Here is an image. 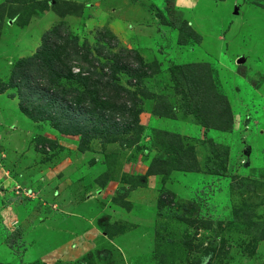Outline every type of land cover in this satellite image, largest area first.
<instances>
[{"label": "rangeland", "instance_id": "374dc122", "mask_svg": "<svg viewBox=\"0 0 264 264\" xmlns=\"http://www.w3.org/2000/svg\"><path fill=\"white\" fill-rule=\"evenodd\" d=\"M64 1L32 0L71 10L55 24L75 39L84 73L103 81L88 76L96 87L89 92L75 82L66 88L98 95L100 105L84 107L89 140L81 153L79 136L24 117L9 87L12 68L0 72V264H264V0H174L173 18L198 41L169 26L164 0ZM26 6L0 0L1 32L14 18L20 27L17 8ZM191 64L208 70V101L228 103L229 132L182 114L169 68ZM161 103L175 118L153 114ZM171 136L192 147L193 170L144 177L155 158L169 159ZM211 143L227 152L220 177L208 168L217 163ZM190 203L196 210L187 213Z\"/></svg>", "mask_w": 264, "mask_h": 264}, {"label": "trees", "instance_id": "16d2710c", "mask_svg": "<svg viewBox=\"0 0 264 264\" xmlns=\"http://www.w3.org/2000/svg\"><path fill=\"white\" fill-rule=\"evenodd\" d=\"M173 1H163L164 10L170 19L169 26L186 33L191 40L198 41L199 38L185 23L180 26L177 23V19L173 18ZM31 2L32 0H7V3H10L12 8H14V5L21 6L29 4L25 9L17 8L19 13H21L20 16L22 19L19 18L21 20L20 27L26 26L32 17L37 16L32 13V10L35 11L36 9L39 14L48 12L51 9L60 18L72 15L71 10L62 14L57 12L55 10V6L57 5L55 2H52L55 5L54 7H49L47 3H43L42 7H38L35 2H32L34 5L32 4L31 7ZM62 4L68 7L73 6V4L67 2H63ZM18 14L16 12L15 15ZM24 16L26 19H23ZM156 17L160 23H164L160 12L156 13ZM16 20L14 18L11 23L14 24ZM65 28L66 25L63 23L55 26L54 29H51L50 34L46 33L43 36L41 45L33 56L19 59L12 65L9 87L16 88L19 99L18 109L24 117L34 123H38L43 118L58 133L67 137L79 136L81 143L78 150L84 153L87 151L88 144L86 142L89 140L88 137H85V128L88 122L86 121V117H84L86 115L85 112H87V109L84 107L96 106L97 108L100 105V99L98 95L95 98H90L91 95L88 96L89 93L86 94L84 91L79 92L77 89H67L66 83L75 82L82 84L89 88V92L91 88L94 89L96 87L90 84V78L88 76L94 77L98 81H103V77L98 76L96 73H84L83 55L79 53L75 39L69 38L70 36H68L66 30H63ZM73 69H76L78 72L76 74L72 73ZM207 73L208 70L205 65L200 64L174 65L169 68L173 91L183 101L182 114L191 117L204 129H213L222 133L229 132L232 127L230 107L221 97L219 100L216 98L214 100L217 101L215 104L219 105V109H215L216 107L213 105L214 101H208V99H211V94L215 92V87L210 76H207ZM196 82L198 83V88H196ZM198 95L204 98L201 101L206 99L208 102L202 103L201 105ZM78 109L79 111L77 113ZM153 114L162 118H175L171 107L163 103L153 110ZM163 134L167 135L166 133ZM82 136H84V140H82ZM43 143L52 149L50 141L44 140ZM212 144L211 146L214 149ZM167 151L169 159L161 160L155 158L150 163L144 177L165 174L168 171L187 173L193 170L192 165L188 163V160L189 162L190 160L194 161V157L192 156L193 149L192 147L188 149L183 148L179 137H172V141L168 143ZM212 154L214 161L217 163L213 165L214 167L208 168L210 172H213L212 174L214 176L220 177V174L226 172L225 163L221 157L223 155L226 156L227 152L225 154H219L214 149ZM166 168H168V171H166ZM168 196L170 198L173 197L170 194ZM199 199H197V202ZM118 202L117 200L113 201V203ZM118 204L129 211L130 204L125 202ZM157 204L158 207L163 206V202L160 200H158ZM193 205L192 203L187 205V213L194 211V209L196 210V207H193ZM185 222L189 223L190 221L185 220ZM15 240L19 241V234H15L14 240L12 241L11 239V242L7 244L10 250L13 248V242ZM262 240H264V237H262Z\"/></svg>", "mask_w": 264, "mask_h": 264}, {"label": "crops", "instance_id": "0c3cea01", "mask_svg": "<svg viewBox=\"0 0 264 264\" xmlns=\"http://www.w3.org/2000/svg\"><path fill=\"white\" fill-rule=\"evenodd\" d=\"M64 2L69 1L65 0ZM65 18H60L53 12H45L41 17L31 18L28 24L23 27L7 23L6 30L3 32H1L2 28L0 30V37L2 35L0 41V72L6 71V73H8L9 69L16 61L33 56L41 45V39L46 33L45 31L50 30L56 23V20L61 22ZM44 22H47L49 25L42 30H38L37 26L43 27ZM56 25H58V23L54 26ZM13 26L19 28H13ZM95 168L96 167L93 169ZM74 217L77 218L75 214ZM91 217L92 216H89V214L83 216L84 219H90ZM78 224L80 223L78 222Z\"/></svg>", "mask_w": 264, "mask_h": 264}, {"label": "built area", "instance_id": "2783aa9c", "mask_svg": "<svg viewBox=\"0 0 264 264\" xmlns=\"http://www.w3.org/2000/svg\"><path fill=\"white\" fill-rule=\"evenodd\" d=\"M15 192H16V194H21V195H23V196L26 197V198L30 197L29 193H28L26 190H23V189L20 188V187H17V188L15 189Z\"/></svg>", "mask_w": 264, "mask_h": 264}]
</instances>
